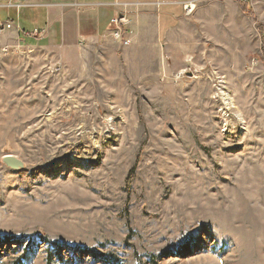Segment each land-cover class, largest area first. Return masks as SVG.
Masks as SVG:
<instances>
[{"label": "rangeland", "instance_id": "374dc122", "mask_svg": "<svg viewBox=\"0 0 264 264\" xmlns=\"http://www.w3.org/2000/svg\"><path fill=\"white\" fill-rule=\"evenodd\" d=\"M192 4L153 49L123 12L42 85L22 64L20 98L0 47V264H264V0Z\"/></svg>", "mask_w": 264, "mask_h": 264}, {"label": "crops", "instance_id": "0c3cea01", "mask_svg": "<svg viewBox=\"0 0 264 264\" xmlns=\"http://www.w3.org/2000/svg\"><path fill=\"white\" fill-rule=\"evenodd\" d=\"M200 1L202 0H31L20 4V9L16 7L19 3L14 2L9 6V2H0V23L12 25L11 29L1 33L0 40L3 68L8 75L2 80L3 92L9 99L10 94H14V98L16 95L20 98L27 89H23L25 84L42 85L44 64L68 68L74 61L78 62L77 54L80 52L90 54L112 48L108 32L112 21L123 12L129 13L132 22L136 23L132 33L136 50H141L142 39L147 37L139 26L143 11L151 12L157 23L156 31L151 34L156 39L151 42L150 49L159 46L160 37L169 42L168 38L176 34L173 32L187 22L183 7ZM136 13L139 14L136 16ZM20 30H45L47 36L24 39ZM165 40L163 39L162 44L166 43ZM22 64L32 74L29 76L30 83L24 82V77L19 76ZM17 69L21 71L19 75H16ZM39 93L41 94L36 91V94Z\"/></svg>", "mask_w": 264, "mask_h": 264}, {"label": "built area", "instance_id": "2783aa9c", "mask_svg": "<svg viewBox=\"0 0 264 264\" xmlns=\"http://www.w3.org/2000/svg\"><path fill=\"white\" fill-rule=\"evenodd\" d=\"M9 6H12L14 4V2L18 3L16 0H9ZM21 3L17 4L16 7L18 9L21 8L20 6ZM187 7V6H186ZM189 7H187L188 9ZM119 21L118 19H115L113 20L114 23H116L117 25L119 24ZM124 21V20H121V22ZM12 25L11 24H6L5 28L6 29H11ZM3 31V30H2ZM21 31V30H20ZM21 34L24 38H30V39H38V38H42L46 35V32L44 31H40V30H35L33 32H26V31H21ZM125 33H123V30L120 29V30H117V31H114L113 33V37L115 38L116 41H119L120 38L122 37V35L124 36ZM127 35V34H126ZM128 44V41H125L124 45H127Z\"/></svg>", "mask_w": 264, "mask_h": 264}, {"label": "water", "instance_id": "95a60500", "mask_svg": "<svg viewBox=\"0 0 264 264\" xmlns=\"http://www.w3.org/2000/svg\"><path fill=\"white\" fill-rule=\"evenodd\" d=\"M9 0H0L1 3H7ZM18 3L24 4L31 0H16ZM3 164L13 170H21L25 168V163L15 156L7 155L2 160Z\"/></svg>", "mask_w": 264, "mask_h": 264}, {"label": "bare ground", "instance_id": "6f19581e", "mask_svg": "<svg viewBox=\"0 0 264 264\" xmlns=\"http://www.w3.org/2000/svg\"><path fill=\"white\" fill-rule=\"evenodd\" d=\"M194 7H195V6L192 4V5H191V9H193Z\"/></svg>", "mask_w": 264, "mask_h": 264}]
</instances>
